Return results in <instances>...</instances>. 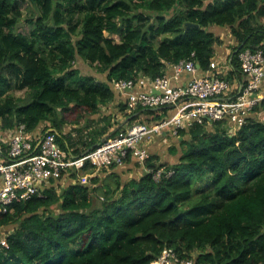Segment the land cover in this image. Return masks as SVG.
<instances>
[{"label": "trees", "instance_id": "obj_1", "mask_svg": "<svg viewBox=\"0 0 264 264\" xmlns=\"http://www.w3.org/2000/svg\"><path fill=\"white\" fill-rule=\"evenodd\" d=\"M263 19L264 0H0V132L42 127L71 158L122 130L102 110L114 102L129 123H158L165 108L127 113L114 83L154 80L186 59L204 73L219 29L234 42L222 78L241 80L239 54L264 52ZM262 109L264 100L232 135L225 120L180 130L171 159L154 164L149 151L137 178H123L132 157L87 185L63 173L0 212V231L11 226L0 264H149L163 248L194 264H264ZM158 169L171 174L154 180Z\"/></svg>", "mask_w": 264, "mask_h": 264}, {"label": "built area", "instance_id": "obj_2", "mask_svg": "<svg viewBox=\"0 0 264 264\" xmlns=\"http://www.w3.org/2000/svg\"><path fill=\"white\" fill-rule=\"evenodd\" d=\"M239 61L245 83L231 100L220 98L229 84L222 78L225 73L217 71L220 64L214 61L202 77L196 75L199 70L193 60L186 59L171 66L172 76L164 75L154 80L140 77L137 82L121 80L114 83V89L126 97L127 113L141 107L165 108L172 114L158 123L138 122L116 135L106 136L80 158H67L54 135L48 132L38 130L27 134L22 125L0 132V212H9L15 203L40 195L50 185L57 187L63 173L75 172L76 180L87 185L93 174L112 166L121 167L129 157L144 167L151 158L145 142L164 133L177 136L180 130L194 124L225 120L227 131L232 135L245 123L252 108L264 100V52L246 49L239 54ZM184 72L192 76L189 82L182 87H172L171 80ZM35 150L36 154L33 153ZM86 164L93 170L92 174L82 173ZM148 172L152 173V170ZM164 173L171 174L158 169L152 178L159 180ZM1 244L7 246L4 239ZM149 264H194V258L180 257L172 248H163Z\"/></svg>", "mask_w": 264, "mask_h": 264}, {"label": "crops", "instance_id": "obj_3", "mask_svg": "<svg viewBox=\"0 0 264 264\" xmlns=\"http://www.w3.org/2000/svg\"><path fill=\"white\" fill-rule=\"evenodd\" d=\"M227 37L230 38V35L228 34ZM220 39H223V38H220ZM222 41H223L222 44L217 46L216 49H215L213 61L220 64V66L218 67L217 71H222V73L224 72L225 74L223 76H226L231 71L230 53H231V49L233 47V43H232V41L230 39H227V40L223 39ZM172 74H173L172 67H167L165 75L172 76ZM196 75L202 77V76L205 75V72L203 73L201 71H197ZM191 77L192 76L189 73L184 72L177 79L173 78L171 80V86L174 87V88L185 86L189 82ZM245 78H246L245 75L243 74V72H241V80H238L237 78H233V77L230 78V79H227V82L229 84V88L224 94H222V96L220 98L225 99V100L233 99L237 94H239L241 92L242 85H244L243 83H245L244 82ZM117 101H119V100H117ZM116 104H117V102H114L112 105L108 106L107 108H103L102 109L103 111L106 110L105 112L108 111V113H111L112 122L114 123L112 129L116 128L117 126L118 127H122L121 129H125V128H128V127L132 126L135 123L143 122V120H145L144 117H139L133 123L127 122L125 120L126 117L123 115V113H121L120 111L118 112V110L113 108V106L116 105ZM261 111H264V109H262ZM259 113H262V112H259ZM171 114H172L171 111L166 110L164 117H166V116L169 117ZM41 128H39V130ZM166 135H169V134L164 133V136H166ZM105 137L106 136H104L103 139ZM155 138L157 139V137H154L151 141L145 142V146L148 148V150L150 149L149 151H151V149L155 150V148L158 149V145H156L157 141L155 143V140H156ZM161 138L163 139V137H161ZM164 139H167V137H165ZM164 139H163V141H164ZM112 171L113 170L108 171V173H112ZM128 173H129L128 176L131 177L132 174L135 173V171L130 169L128 171ZM94 175L95 174H93V176ZM64 180H65V178H64ZM64 184H65V182H64ZM64 184L62 183V185H64Z\"/></svg>", "mask_w": 264, "mask_h": 264}, {"label": "rangeland", "instance_id": "obj_4", "mask_svg": "<svg viewBox=\"0 0 264 264\" xmlns=\"http://www.w3.org/2000/svg\"><path fill=\"white\" fill-rule=\"evenodd\" d=\"M22 8H23V11L25 12L26 11V5L22 6ZM262 23L264 24V19L262 20ZM25 29L26 28H24L23 30H25ZM216 33L219 35V37L221 36L220 38H223L224 40L230 39L232 41L233 45H234L233 40L231 38L227 37L228 33H229V32H227V30L224 31L222 29H219L218 32H216ZM106 36L113 37L115 40H118L117 37L114 36V35H106ZM223 39H221V40H223ZM13 94L16 95V96H22L23 95L22 91H18V90H13ZM260 112H262V113L257 112L255 114V117H257L258 119H260L261 121L264 122V111H260ZM169 136H171V135H169ZM172 137L173 136L167 137V139H164V141H163V139L160 136H159V138L157 137V139L155 138L156 139L155 143L157 141L156 145H158V149H156V148H155V150L151 149L152 155H154V164H157V163H155L156 161H159V162L162 163V162H165L167 159H171V155L169 154V147L177 144V142L175 141L176 139H174ZM136 165H137L136 167L135 166L133 167V169L135 170V173L132 174V176H131L132 178L134 176H135V178H137L142 173L141 166L138 165V164H136ZM139 168H140V170H139ZM110 170H113V169H110ZM108 174H109L108 171L100 172V175H102V176H107ZM128 175H129V173L127 171L124 174L123 178L124 179L125 178L126 179L130 178V176H128ZM65 181L66 180L62 179V183L63 184H64ZM99 197H100V194L98 195V197L96 199H94L95 203H98V202L102 201L101 197L100 198ZM10 230H11V226L2 228L1 231H0V236H2L3 234H8L10 232Z\"/></svg>", "mask_w": 264, "mask_h": 264}, {"label": "water", "instance_id": "obj_5", "mask_svg": "<svg viewBox=\"0 0 264 264\" xmlns=\"http://www.w3.org/2000/svg\"><path fill=\"white\" fill-rule=\"evenodd\" d=\"M192 24H190V23H187L186 24V26H191ZM240 91V90H239ZM138 114H134V116H137ZM50 131V130H49ZM54 131V130H53ZM99 145V143L98 144H96L94 147H92L91 149H93V148H95L96 146H98ZM90 150H87V151H85V152H83V153H81L80 155H78V156H74L73 158H80V157H82V156H84L86 153H88Z\"/></svg>", "mask_w": 264, "mask_h": 264}, {"label": "clouds", "instance_id": "obj_6", "mask_svg": "<svg viewBox=\"0 0 264 264\" xmlns=\"http://www.w3.org/2000/svg\"><path fill=\"white\" fill-rule=\"evenodd\" d=\"M108 170V169H107Z\"/></svg>", "mask_w": 264, "mask_h": 264}]
</instances>
